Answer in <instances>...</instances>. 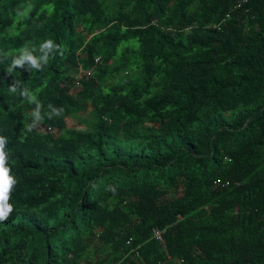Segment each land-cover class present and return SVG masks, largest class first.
<instances>
[{
  "label": "trees",
  "instance_id": "trees-1",
  "mask_svg": "<svg viewBox=\"0 0 264 264\" xmlns=\"http://www.w3.org/2000/svg\"><path fill=\"white\" fill-rule=\"evenodd\" d=\"M0 136V264H264V0H0Z\"/></svg>",
  "mask_w": 264,
  "mask_h": 264
},
{
  "label": "clouds",
  "instance_id": "clouds-1",
  "mask_svg": "<svg viewBox=\"0 0 264 264\" xmlns=\"http://www.w3.org/2000/svg\"><path fill=\"white\" fill-rule=\"evenodd\" d=\"M51 45H52V41L47 40L46 46L51 47ZM25 58L31 60L33 64H36V61L34 59H32V57L27 56ZM88 73H91V72L83 71V74L89 75ZM10 91L15 92V89H11ZM27 128H28V131H31V126H27ZM36 129L39 131H42V130H44V127H43V125L39 124ZM52 131L53 130L51 128H48V132H52ZM44 132H46V131H44ZM6 143H7L6 138L4 136H0V221L6 220L8 218V216L10 215V213L13 211V208L8 203V201L10 199L11 190H12L14 184L16 183V181H15L16 179H14V177L12 175H10V169L8 167H6L7 157H6V154L4 152V146ZM163 238H164V235H163ZM128 241H130V244H127ZM128 241L126 242V245H131L132 239H129ZM161 244L163 245L164 243H161ZM136 251H138V249L133 250V252L135 254H136ZM136 256L139 257L140 253L138 255L136 254Z\"/></svg>",
  "mask_w": 264,
  "mask_h": 264
},
{
  "label": "built area",
  "instance_id": "built-area-1",
  "mask_svg": "<svg viewBox=\"0 0 264 264\" xmlns=\"http://www.w3.org/2000/svg\"><path fill=\"white\" fill-rule=\"evenodd\" d=\"M98 62H99V59L96 61V63H98ZM88 74L90 75L91 73H88ZM228 185H229V182L226 183V186H228ZM163 235H164V231L163 232L160 231V230H155L154 231V238H156L161 243H164ZM127 244H130V241H128ZM136 254L138 255L139 252L136 251Z\"/></svg>",
  "mask_w": 264,
  "mask_h": 264
},
{
  "label": "rangeland",
  "instance_id": "rangeland-1",
  "mask_svg": "<svg viewBox=\"0 0 264 264\" xmlns=\"http://www.w3.org/2000/svg\"><path fill=\"white\" fill-rule=\"evenodd\" d=\"M78 70H80L83 73V69L79 68ZM76 120H72L71 122H69V126L71 127H75L76 125Z\"/></svg>",
  "mask_w": 264,
  "mask_h": 264
}]
</instances>
